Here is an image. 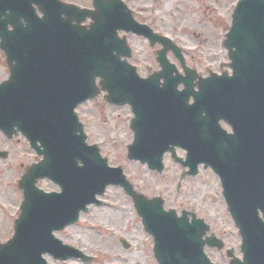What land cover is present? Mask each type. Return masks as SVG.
Instances as JSON below:
<instances>
[{"label": "water", "instance_id": "1", "mask_svg": "<svg viewBox=\"0 0 264 264\" xmlns=\"http://www.w3.org/2000/svg\"><path fill=\"white\" fill-rule=\"evenodd\" d=\"M93 6L88 10L59 0H0V49L10 70L9 79L0 84V131L9 139L23 133L43 156L19 182L21 215L14 237L0 244V264H46L45 253L80 254L53 232L75 223L88 205L100 204L96 198L109 185H121L133 199L145 230L154 237L159 264H212L205 247H223L214 236L206 237L210 228L203 220L192 215L189 222L186 214L177 218L174 211L165 212L161 198L148 200L137 193L121 169L110 168L98 147L86 144L75 108L101 91L108 93L110 103L130 104L136 115L129 159L152 169L159 166L161 172L164 153H174L170 144L176 143L188 152L185 166L197 170L204 163L219 175L242 237L244 258L237 264H264V0L238 1L223 42L233 75L209 78L188 68L170 39L137 23L121 0H93ZM88 18L92 23L83 26ZM119 31L143 36L152 46L161 44V71L141 79L127 62L131 51ZM170 51L181 62L184 77L167 59ZM161 79L165 82L160 88ZM180 84L186 87L182 92L177 91ZM191 97L194 104L188 105ZM180 99L186 120L182 126L179 116L169 112L179 107L174 101ZM150 112V120L137 129L138 119ZM221 120L233 134L223 131ZM170 122L180 127L169 131ZM0 157L7 154L0 152ZM42 179L52 180L61 193L38 189Z\"/></svg>", "mask_w": 264, "mask_h": 264}, {"label": "rangeland", "instance_id": "2", "mask_svg": "<svg viewBox=\"0 0 264 264\" xmlns=\"http://www.w3.org/2000/svg\"><path fill=\"white\" fill-rule=\"evenodd\" d=\"M63 1L92 8V0ZM123 1L139 23L172 38L183 49L190 68L203 76L231 74L228 52L222 43L238 0ZM128 43L133 50L130 62L138 68L141 76L147 77L159 70L156 51L160 46L152 48L146 39L133 34H128ZM169 60L181 71L178 60L171 53ZM8 74L5 55L0 50V83ZM77 111L89 143L99 144L102 155L109 159V165L121 167L138 191L148 197L162 196L166 209L179 212L191 211V208L197 210L198 216L211 226V232L224 240L221 253L217 249H206L213 263L228 264L221 257V254L225 257L228 250H234V254L240 256L237 229L227 211L220 180L212 170L201 169L196 178H186L179 188L185 170L171 160L170 154L165 156V171L160 175L140 162L128 160L127 146L134 139L130 129L133 115L128 107L110 106L101 97L82 105ZM0 150L10 154L7 160H0V242H5L13 235L14 220L20 213L22 193L17 183L25 169L36 162V154L23 137L8 141L1 133ZM177 155L183 158L185 153L177 151ZM39 187L46 191L58 190L48 181L40 182ZM104 200L105 205L92 207L89 214L81 216L78 226L67 229L58 237L98 256L94 264H158L153 243L141 228L132 200L117 186L108 188ZM122 238L131 245L129 249L119 242Z\"/></svg>", "mask_w": 264, "mask_h": 264}, {"label": "flooded vegetation", "instance_id": "3", "mask_svg": "<svg viewBox=\"0 0 264 264\" xmlns=\"http://www.w3.org/2000/svg\"><path fill=\"white\" fill-rule=\"evenodd\" d=\"M140 223H141V221H140ZM67 230V229H66ZM65 230V231H66ZM65 231H63V232H65ZM221 257L223 258V259H225V261L227 262V263H229V261H228V259L226 258V257H224L223 256V254H221ZM47 260L49 261V263H52V264H70L71 262H75V263H80V264H87V263H84L83 262V260H74V261H69V262H61V261H57V260H54L52 257H50V256H47ZM93 264V263H92Z\"/></svg>", "mask_w": 264, "mask_h": 264}]
</instances>
